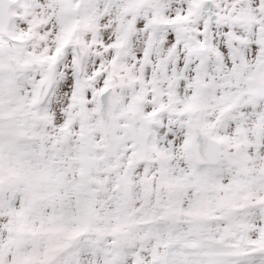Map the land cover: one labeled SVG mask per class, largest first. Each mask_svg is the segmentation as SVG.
<instances>
[{
    "label": "snow or ice",
    "instance_id": "obj_1",
    "mask_svg": "<svg viewBox=\"0 0 264 264\" xmlns=\"http://www.w3.org/2000/svg\"><path fill=\"white\" fill-rule=\"evenodd\" d=\"M0 264H264V0H0Z\"/></svg>",
    "mask_w": 264,
    "mask_h": 264
}]
</instances>
